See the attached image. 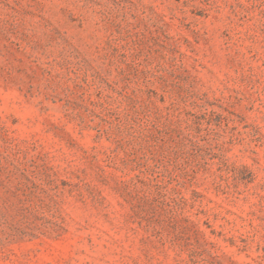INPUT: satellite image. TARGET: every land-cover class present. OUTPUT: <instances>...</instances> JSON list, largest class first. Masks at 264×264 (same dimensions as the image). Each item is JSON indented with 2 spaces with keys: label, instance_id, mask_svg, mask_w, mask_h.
I'll list each match as a JSON object with an SVG mask.
<instances>
[{
  "label": "rangeland",
  "instance_id": "374dc122",
  "mask_svg": "<svg viewBox=\"0 0 264 264\" xmlns=\"http://www.w3.org/2000/svg\"><path fill=\"white\" fill-rule=\"evenodd\" d=\"M0 264H264V0H0Z\"/></svg>",
  "mask_w": 264,
  "mask_h": 264
}]
</instances>
